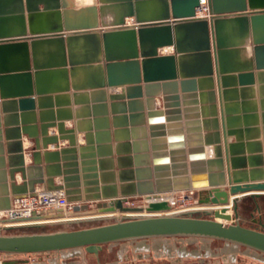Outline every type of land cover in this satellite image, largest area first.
<instances>
[{
    "label": "water",
    "instance_id": "1",
    "mask_svg": "<svg viewBox=\"0 0 264 264\" xmlns=\"http://www.w3.org/2000/svg\"><path fill=\"white\" fill-rule=\"evenodd\" d=\"M154 2L156 6L149 0H109L115 16L109 27L103 19L99 26L97 15L107 9L102 5L72 10L69 0H0V104L6 113L4 123L0 113V211L42 184L47 190L63 191L73 212L84 213L74 215L72 223H95L38 231L63 214L0 218L9 224L0 227V253L84 248L99 255L110 243L159 237L212 238L264 253V222L263 227L245 225L240 210L248 198L260 209L259 198L264 197L261 150L249 152L250 165L243 150L246 144L259 147L254 139L261 137V124L264 130V96L261 117L252 100L255 71L260 90L264 87V0ZM203 4H208L209 16L197 15ZM128 17L134 18L133 24H128ZM165 47L171 52H163ZM118 87L121 92L107 94V88ZM90 91L98 97L92 107L84 96ZM239 91L251 97L241 103ZM71 93L75 104L86 103L76 114L69 108ZM160 93L164 109L156 105ZM189 96L195 98L187 103ZM73 119L75 124L67 126L66 121ZM51 128L57 133H50ZM77 132L83 133V142ZM23 135L32 140L30 164ZM232 136L235 139L229 141ZM50 145L55 147L49 149ZM205 172L208 180H199V173ZM176 191L196 192L198 205L232 202V213L224 206L112 214L167 212L172 205L156 199ZM146 194L154 197L148 205L128 203L134 195ZM12 230L27 232L5 233ZM28 261L15 258L3 263Z\"/></svg>",
    "mask_w": 264,
    "mask_h": 264
},
{
    "label": "rangeland",
    "instance_id": "2",
    "mask_svg": "<svg viewBox=\"0 0 264 264\" xmlns=\"http://www.w3.org/2000/svg\"><path fill=\"white\" fill-rule=\"evenodd\" d=\"M96 1L98 8H100L101 0ZM100 25H103L102 21ZM187 193L191 194L190 192ZM197 198L198 194L194 192L193 198L177 201L173 211H183L185 205L194 204ZM128 203L146 205L143 196L131 198ZM259 203L260 209L250 198L241 202L242 222L245 225L261 227L257 220L262 218L264 222V197L259 198ZM49 222L52 221L49 220ZM93 224L95 223H72L69 219L48 223L38 231L72 229ZM20 232H27V230L5 231V233ZM220 248L223 251H220ZM15 258L19 260L29 259L26 263L19 262L16 264H264V258L252 255L243 248L234 249V247L224 243L193 237H159L115 242L104 245L99 255L84 249L18 255L0 253V264H4L3 261L5 260Z\"/></svg>",
    "mask_w": 264,
    "mask_h": 264
},
{
    "label": "crops",
    "instance_id": "3",
    "mask_svg": "<svg viewBox=\"0 0 264 264\" xmlns=\"http://www.w3.org/2000/svg\"><path fill=\"white\" fill-rule=\"evenodd\" d=\"M73 1H75V2H77L76 0H73ZM85 1V0H84ZM149 5H152V6H156L157 5V3L156 2H154V0H149ZM87 4V3H86ZM96 5H97V7H98V4L96 3ZM100 6L102 5V3L101 4H99ZM80 6V5H79ZM132 18L131 17H128V19H127V21L129 22H132ZM102 21V19L101 18H99V26H101L100 25V22ZM248 47H250V45H248ZM251 54V51H249L248 53H247V55H250ZM257 72L258 71H255V76H256V82H255V85H254V87H253V96H254V99H252L254 102H256L257 104H258V106H259V112H260V117H261V113H262V108H261V102H260V100H261V96H264V87H263V89H261L260 90V86H262V85H260V82H259V78H258V74H257ZM263 78H261V80L263 81L262 82V84H264V75L262 76ZM239 88H241V87H239ZM112 90L114 91L115 90V92H121V87H118V88H114V89H112V88H107V94L109 95L110 94V92H112ZM161 90V89H160ZM170 90V89H169ZM218 83H217V80H216V78H215V92H216V103H217V105H218V111H219V117H221V110H220V106H219V104H220V102H219V94H218ZM181 91V90H180ZM239 93V95H238V99L240 100V102L242 103V100L243 99H249V97H251L250 96V93L248 94V92L247 91H239L238 92ZM180 94L182 95L183 93L182 92H180ZM71 95V105H69V108H70V110H71V112H73V114H76V112L79 110V108H82L83 106H85L86 105V103L84 102V103H79V104H75V102H74V96H73V94L71 93L70 94ZM85 97H87L88 98V103L87 104H89V106H93L95 103H94V98L96 99H98V97H96V95H93L92 93H91V91L87 94V95H84ZM85 97H83V99H85ZM197 98H199V96L197 95L196 96ZM195 97H187V103L189 102H193V100L192 99H194ZM146 97H144V104H145V108H146V120L148 121L149 120V118H150V116H149V112H148V110H147V104H146ZM98 102V101H97ZM96 102V103H97ZM183 98H182V105H181V108L184 110V104H183ZM163 104H164V101H163V94L162 93H160L159 95H157L156 96V105H157V108H159V109H164V107H163ZM207 104H211L210 102H208L207 101ZM200 105V104H199ZM248 105V104H247ZM0 109H1V111H0V113H1V121H2V123H4V115L6 114L5 112H4V110H3V106H2V104H0ZM241 109H242V112L244 111V106H241ZM100 110H102L101 108H97V113L98 114H101V115H99V116H102V112L103 111H100ZM107 115H108V118L110 119V127H111V133H112V137H113V121H112V108H111V101L108 99V101H107ZM91 111H92V113H93V108H91ZM198 111H199V113L201 112V108L198 106ZM37 112H39V109L37 108ZM260 120H262V118H260ZM75 122H76V119H73V120H67L66 121V124H67V126H73L74 124H75ZM186 122H187V120L185 119V118H183V129L185 130V133H186V130H187V126H186ZM150 124H149V121L147 122V126H149ZM242 125H244L245 126V119L243 118L242 119ZM3 128H5L4 127V124H3ZM222 130V129H221ZM260 131H261V137H259L258 139H254V142H258L259 144V147H255V146H252L251 148L250 147H248L247 146V144L244 146V155L245 156H247L248 157V160H247V164L248 165H250V160H249V157L250 156H252L249 152L251 151V150H253V151H255V150H257L258 148L261 150V155L263 156V158H264V130H263V125L261 124V127H260ZM140 131H136V135H138V133H139ZM50 133H52V134H56L57 133V128H51L50 129ZM130 133H132V132H130ZM77 135L79 136V140H81L82 142L84 141V137H83V133H81V132H77ZM131 136H132V134H131ZM250 137H253V136H255V135H249ZM244 138H245V140H246V138H247V134H245L244 135ZM235 138L232 136V137H229V141L230 140H234ZM23 140H24V148H25V156H26V163L27 164H30L31 162H32V158H31V155H30V153H29V151L31 150V147H32V140L31 139H29L26 135H23ZM3 144H6V142H7V140H6V137H5V135H4V138H3ZM61 144H66V141H63V142H61ZM55 147V146H54ZM53 147V145H50L49 146V149H52V148H54ZM111 147H112V149H113V151H115V154H114V156H115V159L117 158V152H116V141H115V139L113 138V140H112V142H111ZM188 147V146H187ZM4 148H5V155H7V151H6V148H7V146H5L4 145ZM207 148H212V146L210 147V146H208ZM253 154H255V153H253ZM116 167H115V170H116V174H117V182H118V188L120 189V181H119V176H118V171H119V168H118V166H117V160H116ZM226 168H227V165H226ZM199 180H201V181H205V180H208V175H207V173L205 172V173H199V175H198V177H197ZM22 181V178H21V174L20 173H18L17 174V182H21ZM56 182L58 183L59 182V179L57 178L56 179ZM225 184H228V183H225ZM224 186H228V185H224ZM209 187V186H208ZM41 188H44L45 189V187H44V185H42V184H40V185H37V189H41ZM205 188H207V187H205ZM2 190H0V192H1ZM175 193H177V192H175ZM174 193V194H175ZM135 197H139V196H136V195H134L133 197H131V198H135ZM232 197V195H230V198ZM90 207L92 208V207H95V203L94 202H91V204H90ZM66 215V214H65ZM74 217V216H73ZM73 217H67V216H65V218L64 219H57V220H51L52 222H56V221H62V220H67L68 218H73ZM48 223H51V222H49V221H47Z\"/></svg>",
    "mask_w": 264,
    "mask_h": 264
},
{
    "label": "built area",
    "instance_id": "4",
    "mask_svg": "<svg viewBox=\"0 0 264 264\" xmlns=\"http://www.w3.org/2000/svg\"><path fill=\"white\" fill-rule=\"evenodd\" d=\"M197 15L209 16L208 4H203L198 8ZM190 192L191 194L187 193ZM177 201L187 200L193 198V191L177 192ZM180 194V195H179ZM182 199V200H181ZM145 204L147 200L145 199ZM196 203V201H195ZM34 212L37 213H62L64 219L67 212H73V203L69 202L63 191H50L44 188L37 189L34 193L26 196L17 197L13 199L10 209L0 211V218H18L29 217ZM57 220V219H54ZM18 222H15V224ZM6 226V225H5Z\"/></svg>",
    "mask_w": 264,
    "mask_h": 264
},
{
    "label": "bare ground",
    "instance_id": "5",
    "mask_svg": "<svg viewBox=\"0 0 264 264\" xmlns=\"http://www.w3.org/2000/svg\"><path fill=\"white\" fill-rule=\"evenodd\" d=\"M77 2L73 1V0H69V2H71V5H72V10H83V9H86V8H89L90 6H97L95 3L97 2L96 0H76ZM102 2V6L103 8H107L102 14H100L99 16L97 15V19L101 18L105 21V24H107L106 26H112L111 24L113 23V21L115 20V16L114 14L111 12V10L109 8H111L109 5V0H101ZM87 3V4H86ZM80 5V6H79ZM200 16V15H198ZM133 20L132 22H128V24H133L134 23V18L131 17ZM128 19V18H127ZM163 52H171V48L169 47H165L162 49ZM211 148H207V150L209 151L208 153H210ZM176 192H184V191H176ZM175 192H168V193H162L159 198H157L156 200H161V199H166L172 206L171 208L169 209V211L167 212H158V213H149L146 209L143 210V211H135V212H127V213H122L120 211H116L114 213H112L113 215L115 216H122V215H140V214H144V215H148V214H167V213H178V212H175L173 211V208H174V204H176L177 202V199H176V194L178 193H175ZM234 195H232L233 197ZM144 199L147 200V204L150 202V201H153L154 197L153 195H145L143 196ZM232 197L230 198V200L232 199ZM188 199V198H187ZM182 200V199H181ZM182 201H185V200H182ZM145 206V205H143ZM228 207L229 208V212L232 213V202H230L229 204L227 205H222V204H213V205H198L196 203L194 204H187L184 206V209L183 211H179V212H184V211H190V210H197V209H204V208H216V209H222V207ZM80 214H84L83 212H77V213H74V212H67L66 215L67 217H73L74 215H80ZM86 214V213H85ZM71 218H68L67 220H69ZM66 220V221H67ZM14 224V223H13ZM5 225H9V224H5V223H2L0 222V227L2 226H5Z\"/></svg>",
    "mask_w": 264,
    "mask_h": 264
},
{
    "label": "trees",
    "instance_id": "6",
    "mask_svg": "<svg viewBox=\"0 0 264 264\" xmlns=\"http://www.w3.org/2000/svg\"><path fill=\"white\" fill-rule=\"evenodd\" d=\"M174 238V237H173ZM193 238H199V239H203V240H212V241H216V242H220V243H224L227 246H232V248L234 247V249H238V248H243L244 250H246V252H249L250 254H254V255H258L259 258L262 257L264 258V253H261L259 251L253 250L251 248H247L238 244H234V243H230V242H226V241H220V240H216V239H212V238H204V237H193ZM236 247V248H235ZM74 249H84V248H74ZM222 248H220V251ZM85 250V249H84Z\"/></svg>",
    "mask_w": 264,
    "mask_h": 264
},
{
    "label": "flooded vegetation",
    "instance_id": "7",
    "mask_svg": "<svg viewBox=\"0 0 264 264\" xmlns=\"http://www.w3.org/2000/svg\"><path fill=\"white\" fill-rule=\"evenodd\" d=\"M254 220H257V219H254ZM258 222H260V224H261V227H263L262 226V222H263V220H262V218H260L259 220H257Z\"/></svg>",
    "mask_w": 264,
    "mask_h": 264
}]
</instances>
